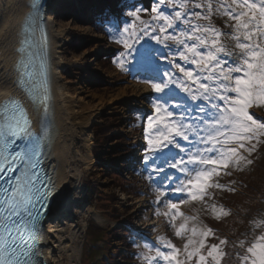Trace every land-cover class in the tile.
<instances>
[{"label": "snow or ice", "instance_id": "6c2138e0", "mask_svg": "<svg viewBox=\"0 0 264 264\" xmlns=\"http://www.w3.org/2000/svg\"><path fill=\"white\" fill-rule=\"evenodd\" d=\"M30 8L17 84L44 129L33 131L21 99L13 95L0 101V264H47L39 245L55 192L43 168L53 97L42 51L47 35L42 0H31ZM214 11L232 21L225 22L235 41L232 50L221 39L223 30L211 23ZM125 15L131 20L122 27L110 18L105 26L123 49L114 63L127 71L135 60L152 92L142 170L156 185L155 203L167 207L164 215L185 241L180 248L161 236V246L145 243L148 253L140 255L148 264H221L228 239L209 244L214 229L190 227L197 217L186 216L181 205L203 201L210 188H227L214 178L230 174V165L251 164L244 153L251 155L264 137V118L251 111L264 106V0H218L215 8L213 0H153L150 8L134 5ZM211 207L217 218L230 214L223 206ZM177 217L183 218L179 225ZM253 224L264 228V218ZM238 247L243 249L236 253L239 264H264V231L251 241L240 240Z\"/></svg>", "mask_w": 264, "mask_h": 264}, {"label": "rangeland", "instance_id": "374dc122", "mask_svg": "<svg viewBox=\"0 0 264 264\" xmlns=\"http://www.w3.org/2000/svg\"><path fill=\"white\" fill-rule=\"evenodd\" d=\"M134 1V0H132ZM143 1L136 2V5L142 6ZM81 0H65L59 8V22L65 29V38L63 45L64 59L66 63L65 76L66 81L72 93L77 94L78 98L82 97L87 102L90 112L89 117L94 121L89 130L92 133L91 139V154L93 159L86 166L83 167V188L77 194L76 205L73 209L74 226L77 232V248L78 255L76 264H97L100 259L95 252V248L90 243V240L97 245L106 244V238L103 232H97L92 226L100 228H116L110 243L114 248H120L125 243L120 229H123L117 219H114L110 211V205L114 206L117 211L126 219L133 221V224L139 227L137 231L140 235L137 236L134 246L137 248L136 255L138 258L143 257L141 253H148V249L144 247L146 239H152L150 243L155 245L159 237L163 236L171 239L177 247L183 248L184 238L177 237L175 230L169 223L170 217L165 216L164 213L168 211L167 207L161 203H155L158 193L154 191L156 185L151 184L145 176L147 173L142 170L141 159L142 147L146 145L145 133L140 135L137 130L138 123H142V111L150 108L148 94L146 96L136 95L135 84L143 85L142 80L146 73L140 71L135 60H132L127 65V71L122 70L116 63L114 58L118 52L123 50L122 45L118 44L116 40L107 32H98L88 23V16L90 12L86 7H83ZM218 0H213L214 8ZM153 0L147 1V6L150 8ZM74 6V12H71V7ZM134 6V5H133ZM133 6L125 8V12L131 10ZM144 6V5H143ZM148 19V17L144 18ZM129 21L124 19V22ZM211 21H219L226 27L225 22L231 24L232 21L214 11ZM202 23H207L201 21ZM119 27V23H114ZM124 24V23H123ZM122 24V26H123ZM216 25V24H214ZM218 27V25H216ZM220 28V27H219ZM227 32L231 29L226 27ZM226 45H235V41L230 39ZM230 50L234 47H229ZM105 57L109 60L106 61ZM152 93V92H151ZM143 107L140 108V107ZM264 108V106H262ZM253 111L257 118H264V113L259 108L254 107ZM151 113H149L150 115ZM113 115L115 126L114 133L122 135L126 143L135 147L125 159L104 158L98 159L95 156V148H97V127L106 123V119ZM133 117V120L131 118ZM132 121L136 131V135L130 132L128 123ZM113 136L111 143L122 142L121 139ZM144 139V143H143ZM145 147V146H144ZM141 149V150H140ZM85 151V150H84ZM132 153V154H131ZM244 164V163H243ZM246 165V164H244ZM139 170L142 171L139 172ZM226 172L230 174L221 173L214 178V181L225 183L229 185L228 181L235 177L234 166H229ZM117 174V176L113 175ZM132 175H135V191L140 192L141 195L128 193L121 187V183L129 182ZM95 187V192H93ZM124 191V192H123ZM99 195L115 196V203L107 205L108 208H103L97 200L91 198L95 193ZM209 195L205 196L203 201H188L181 205V211L187 216L192 215L191 212L196 211L199 217L196 221H189V226L193 223L200 227H211L216 229L208 223L204 216L217 217L212 210V205L222 203L223 191L221 188H210ZM93 193V194H92ZM96 193V194H97ZM220 207V206H219ZM233 211V208H231ZM159 213V214H157ZM183 222L182 217H177L176 224ZM114 226V227H112ZM158 236L155 239V236ZM190 233H185V237ZM223 238V237H222ZM220 238V239H222ZM210 239L214 237H209ZM211 243H216L214 240ZM210 243V244H211ZM118 246V247H115ZM138 246L144 247L141 250ZM156 246V245H155ZM126 249V247H124ZM154 252V249H153ZM151 252V253H153ZM150 253V254H151ZM97 254V255H96ZM63 264H68V256L64 255Z\"/></svg>", "mask_w": 264, "mask_h": 264}, {"label": "bare ground", "instance_id": "6f19581e", "mask_svg": "<svg viewBox=\"0 0 264 264\" xmlns=\"http://www.w3.org/2000/svg\"><path fill=\"white\" fill-rule=\"evenodd\" d=\"M64 1L48 0L44 11L49 31L53 97L47 166L56 188L40 245L47 264H63L64 255L68 256V264H76L78 236L73 209L77 194L83 188V167L93 159L90 145L93 136L89 128L94 121L88 115L90 108L84 98H78L77 94L72 93L65 76V29L60 25L58 17V10ZM30 2L0 0V101L16 96L31 109L34 118L40 117V114L17 84V63L21 58L18 49L24 39V22L31 12ZM71 8L70 13L74 12L73 5ZM134 88L139 96H146L151 91L147 84H135ZM140 108L143 109L142 106ZM34 129L37 130V126Z\"/></svg>", "mask_w": 264, "mask_h": 264}, {"label": "trees", "instance_id": "16d2710c", "mask_svg": "<svg viewBox=\"0 0 264 264\" xmlns=\"http://www.w3.org/2000/svg\"><path fill=\"white\" fill-rule=\"evenodd\" d=\"M85 6L93 10V14L96 17L106 12V7H104L99 0H83ZM106 18L108 14L105 13ZM97 31H105L102 27H96ZM115 116L110 115L109 119H106V123L97 127V148H95V156L98 159L111 158L122 159L128 151L131 149V145L126 143L122 135H117L114 133L115 126L114 123ZM113 136L121 139L122 142L111 143V138ZM245 155V154H244ZM248 155V154H247ZM248 159L252 161L251 164L244 165L243 162L239 168L234 166L235 177L233 181L230 180L229 183L232 187L223 188V201L228 206H232L236 211H231L227 207H224L226 210H230V214L227 216H221L219 218L212 216H204L210 225L215 227L214 229L216 236L214 241L219 243L220 238H227L228 244L224 247V251L227 253L221 261V264H239V260L236 256L238 251H243L239 248V241H251L255 235H259L264 228H258L253 224V221H259L264 218V137L261 138V143L256 147V150L248 155ZM117 176V174H113ZM123 190L128 193H134L139 195L140 192L135 191V183L126 182L125 184H120ZM239 187L240 189H238ZM228 188H234L235 191H229ZM93 192H95V187ZM97 193V192H96ZM93 194L91 198L97 200L103 208H108L107 205L115 203V196L111 195H99ZM113 218L120 219L121 214L117 211L114 206L110 205V211ZM128 222L132 224L130 220ZM97 230V232H103V236L106 238L107 246V259L100 258L97 264H139L135 263L134 249L132 248L129 238L132 237L128 231H122V237L125 240V243L120 246V248H114V245L110 243L111 238L115 233V229H104L98 226H92ZM210 239V243L213 241ZM90 243L95 248V252L98 254L99 247L96 246L92 240ZM209 243V244H210ZM247 246V244L245 245ZM126 247V249L124 248ZM98 249V250H97Z\"/></svg>", "mask_w": 264, "mask_h": 264}, {"label": "water", "instance_id": "95a60500", "mask_svg": "<svg viewBox=\"0 0 264 264\" xmlns=\"http://www.w3.org/2000/svg\"><path fill=\"white\" fill-rule=\"evenodd\" d=\"M48 0H42L43 2V11H42V16L44 17V9H45V6H46V3H47ZM23 34H24V38H25V33L23 31ZM37 36L39 37V34H37ZM44 46H45V40L43 42V49H44ZM36 51H40V49H36ZM22 54V53H21Z\"/></svg>", "mask_w": 264, "mask_h": 264}, {"label": "flooded vegetation", "instance_id": "af4514ba", "mask_svg": "<svg viewBox=\"0 0 264 264\" xmlns=\"http://www.w3.org/2000/svg\"><path fill=\"white\" fill-rule=\"evenodd\" d=\"M37 130H38V127H37Z\"/></svg>", "mask_w": 264, "mask_h": 264}]
</instances>
